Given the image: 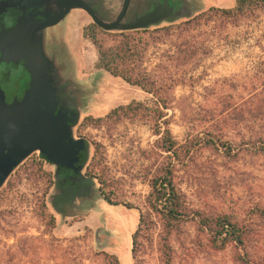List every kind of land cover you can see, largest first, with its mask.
Segmentation results:
<instances>
[{"label":"rangeland","instance_id":"obj_1","mask_svg":"<svg viewBox=\"0 0 264 264\" xmlns=\"http://www.w3.org/2000/svg\"><path fill=\"white\" fill-rule=\"evenodd\" d=\"M233 4L234 0H197L191 16L174 22L94 31L98 39L141 31L145 47L142 68L158 84H173L167 92L170 102L165 112L178 142L209 133L238 151L236 158L229 159L221 149H203L187 168L176 172L174 180L189 208L209 216L227 214L246 223L244 248L227 246L216 251L194 222H183L171 237L173 264H245L237 258L239 254L252 264H264V216L257 212L264 209V154L242 144L264 130V8L235 23L209 11ZM64 25V42L72 57L57 44L55 58L64 62L66 71L74 64L86 91L76 125V135L86 141L89 153L81 173L87 175L101 163L105 185L93 179L95 193L89 205L71 211L73 215L66 211L59 215L50 204L53 185L47 188L41 173L54 178V165L37 152L28 155L0 186V264H110L105 253L115 255L119 264H160L158 222L151 242L143 243L138 257L133 260L130 252V235L139 211L145 210L144 197L149 191L145 177L161 161L150 152L156 137L139 120L122 119L100 127L86 120L102 117L131 100L149 105L151 96L95 67L90 17L73 11ZM61 28L62 24L57 29ZM62 49L67 59L62 57ZM104 80L117 94L111 101L100 102L97 96ZM102 188L111 203H118L116 207L101 198ZM44 212L52 215L53 225L42 216Z\"/></svg>","mask_w":264,"mask_h":264},{"label":"trees","instance_id":"obj_2","mask_svg":"<svg viewBox=\"0 0 264 264\" xmlns=\"http://www.w3.org/2000/svg\"><path fill=\"white\" fill-rule=\"evenodd\" d=\"M263 8L264 0H234L231 8L211 7L209 11L215 12L229 23H235L240 18L249 17ZM90 30L89 41L95 48L97 57L95 67L151 96L149 105L131 100L125 105L110 109L102 117L86 119L96 127L116 123L122 119L143 121L156 137L150 152L154 159L160 158L161 161L153 173L145 177L149 191L144 197L145 210L139 211L136 228L130 235L132 259L134 260L142 252L143 243L151 242L152 230L157 222L160 225L156 240L160 264H173L171 237L183 222H194L201 232L208 235L211 248L216 251L225 249L227 246L243 249L248 225L236 222L227 214L209 216L201 210L189 208L174 180L176 172L187 168L203 149H221L223 155L229 159L236 158L238 151L234 150L231 143L222 141L209 133L193 135L182 143L176 140L169 129L170 120L165 112L170 102L167 92L171 90L173 84H158L142 68L141 60L145 47L142 44L144 39L141 37V31L106 34L103 39H98L94 32L95 25H91ZM105 41L108 43L105 44ZM242 144L247 145L248 149L256 154H264V130L257 137ZM95 151H97L96 145ZM88 155L86 144L80 156L81 166L86 164ZM40 158L44 161L41 155ZM100 166L101 163L93 166L87 176L90 181L96 179L103 186L105 185L104 167ZM41 173L42 178L47 180L46 187L50 188L54 183L52 175L44 171ZM99 192L106 203L118 205V203H111L110 197L103 188L99 189ZM54 206L57 208L56 205ZM42 207L45 208L44 205ZM257 212L264 216V209ZM42 216L47 217L51 225L54 224L52 215L44 212ZM238 256L240 262L252 264L250 259L241 257L240 254ZM104 257L110 260V264H119L117 257L113 254L105 253Z\"/></svg>","mask_w":264,"mask_h":264},{"label":"flooded vegetation","instance_id":"obj_3","mask_svg":"<svg viewBox=\"0 0 264 264\" xmlns=\"http://www.w3.org/2000/svg\"><path fill=\"white\" fill-rule=\"evenodd\" d=\"M196 1L0 0V90L7 114L13 115L26 89L47 88L52 93L48 106L58 117V126L69 137L83 141L86 146V141L76 135L79 110L86 91L77 78L74 64L70 63V69L66 71L64 62L55 58L57 44L58 49L64 48L72 57L64 42V24L68 16L73 11H81L90 17L83 9L73 6L88 7L107 25L127 27L149 20L159 24L189 17L198 6L194 7ZM61 24L62 28L57 29ZM95 28L100 29L96 25ZM61 55L67 59L63 49ZM72 74H75L74 78ZM35 152L40 156L36 150L32 153ZM82 152L78 154L75 164H80ZM81 171L77 179L71 181L69 172L54 166L55 192L50 204L59 215L64 214V211L73 215L71 211H82L89 205L95 191L89 176L83 175Z\"/></svg>","mask_w":264,"mask_h":264},{"label":"water","instance_id":"obj_4","mask_svg":"<svg viewBox=\"0 0 264 264\" xmlns=\"http://www.w3.org/2000/svg\"><path fill=\"white\" fill-rule=\"evenodd\" d=\"M73 7L83 9L94 25L104 31L133 30L157 24L155 20H149L127 27H115L107 25L84 5ZM51 94L47 88L26 89L13 115H8L0 90V186L12 170L35 150L45 162L69 172L70 180H76L77 174H80L82 167L75 163L85 144L72 139L58 126V117L48 106Z\"/></svg>","mask_w":264,"mask_h":264},{"label":"bare ground","instance_id":"obj_5","mask_svg":"<svg viewBox=\"0 0 264 264\" xmlns=\"http://www.w3.org/2000/svg\"><path fill=\"white\" fill-rule=\"evenodd\" d=\"M94 80V79H93ZM102 81V80H101ZM110 82H108V80H104L103 85L101 86L100 90H99V94L97 96V100H99L100 102L103 100H109L111 101L112 98H114L117 94V91L114 90L110 85ZM93 85V84H92ZM98 88V87H97ZM95 89V88H93ZM95 92V91H94Z\"/></svg>","mask_w":264,"mask_h":264},{"label":"crops","instance_id":"obj_6","mask_svg":"<svg viewBox=\"0 0 264 264\" xmlns=\"http://www.w3.org/2000/svg\"><path fill=\"white\" fill-rule=\"evenodd\" d=\"M115 207H116V206H115ZM86 209H87V208H86ZM88 211H94V210H93V208H89V210H88ZM130 248H131V237H130ZM123 251H125V250H124V249H122V252H123ZM122 252H121V253H122Z\"/></svg>","mask_w":264,"mask_h":264}]
</instances>
